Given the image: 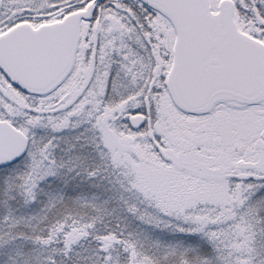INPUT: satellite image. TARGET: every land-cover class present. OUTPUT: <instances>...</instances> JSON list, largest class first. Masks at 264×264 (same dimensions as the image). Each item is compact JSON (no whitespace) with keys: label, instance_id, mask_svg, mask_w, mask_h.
Listing matches in <instances>:
<instances>
[{"label":"snow or ice","instance_id":"6c2138e0","mask_svg":"<svg viewBox=\"0 0 264 264\" xmlns=\"http://www.w3.org/2000/svg\"><path fill=\"white\" fill-rule=\"evenodd\" d=\"M0 264H264V0H0Z\"/></svg>","mask_w":264,"mask_h":264}]
</instances>
